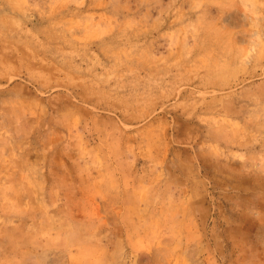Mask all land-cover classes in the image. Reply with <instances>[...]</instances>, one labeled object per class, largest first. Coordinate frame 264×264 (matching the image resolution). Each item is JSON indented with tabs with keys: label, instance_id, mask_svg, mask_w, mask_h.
Instances as JSON below:
<instances>
[{
	"label": "rangeland",
	"instance_id": "rangeland-1",
	"mask_svg": "<svg viewBox=\"0 0 264 264\" xmlns=\"http://www.w3.org/2000/svg\"><path fill=\"white\" fill-rule=\"evenodd\" d=\"M0 264H264V0H0Z\"/></svg>",
	"mask_w": 264,
	"mask_h": 264
}]
</instances>
